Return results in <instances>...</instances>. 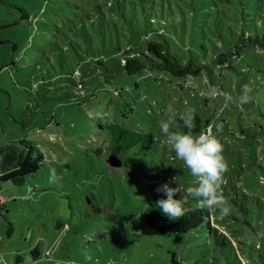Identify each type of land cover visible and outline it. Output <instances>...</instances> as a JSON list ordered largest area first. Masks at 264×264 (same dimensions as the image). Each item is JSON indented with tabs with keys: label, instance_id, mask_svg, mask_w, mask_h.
Segmentation results:
<instances>
[{
	"label": "rangeland",
	"instance_id": "rangeland-1",
	"mask_svg": "<svg viewBox=\"0 0 264 264\" xmlns=\"http://www.w3.org/2000/svg\"><path fill=\"white\" fill-rule=\"evenodd\" d=\"M247 4L264 11V0ZM104 5L105 0H0V145L24 139L45 157L25 184L0 185L8 200L7 212L0 213V256L20 255L23 263L15 264H264V224L256 214L251 224L215 218L210 230L162 236H135L124 224L140 213L146 193H158L173 177L177 185L171 186L186 199L187 189L197 186L161 132L169 112L192 109L194 136L202 128L213 131L228 164L221 187L232 183L264 199V75L258 72L264 69V49L255 56L244 53L239 74L217 70L216 76L185 79L151 70L116 74L121 56L106 51L102 64L96 61L110 39L116 40V26L126 36L130 31L120 19L109 18ZM150 16L138 8L132 20L142 27ZM152 17L161 20L154 8ZM199 22L196 30L205 25L203 18ZM147 27L167 29L155 20ZM192 33L189 25L187 44ZM177 37L182 42L179 31ZM78 71L86 87L81 94ZM244 85L251 101L242 106L209 95L215 87L237 100ZM170 131L187 129L178 118ZM110 156L124 164L121 175L110 172L105 163ZM49 168L59 177L55 183H49ZM89 196L108 214L77 220V207L84 211ZM66 197L74 210L62 231L54 224ZM35 246L56 250L51 258H34Z\"/></svg>",
	"mask_w": 264,
	"mask_h": 264
},
{
	"label": "trees",
	"instance_id": "trees-1",
	"mask_svg": "<svg viewBox=\"0 0 264 264\" xmlns=\"http://www.w3.org/2000/svg\"><path fill=\"white\" fill-rule=\"evenodd\" d=\"M247 3L249 0H105L104 7L107 9L105 12L108 17L114 20L118 18L125 23L124 27L130 31V36L123 34L122 30L119 32L116 26V40L110 39L106 44L108 47L100 53V60L96 63L102 64L101 60H104L107 51L112 52L114 57L121 56L114 65L116 74L123 71L128 75H141L142 72L151 70L184 79L206 74L216 76L217 70L219 75L228 70L239 74L244 53L254 52L255 56L264 49V11ZM138 8H141L143 13L147 10L151 15L147 20L142 21V27H136L132 20L137 15ZM152 8L161 15V20L152 17ZM105 12L101 13V17L107 19ZM257 16L261 18V22L256 20ZM201 18L204 19L205 25L199 26L200 30H196L197 26L195 28L194 26ZM152 20L159 22L163 27L166 26L167 29L162 27L148 29L147 24L151 25ZM189 25L192 26L193 33L188 37L187 44L184 34ZM140 30H144L145 35L142 36L143 31ZM178 31L184 37L182 42H179L177 37ZM123 36L127 37L126 41L123 40ZM82 61L78 66L83 64ZM258 72L264 75V69H258ZM75 76L79 77L76 86L81 94L86 87L79 71ZM259 82L262 84L261 80ZM44 165L45 157L34 142L22 139L0 145V185L9 182L21 186ZM121 166L120 171L110 169L109 166L108 168L112 174L121 175L124 164L122 163ZM1 191L0 186V213L4 214L7 212L8 200L3 198ZM219 192L226 198V205L232 207V211L229 210L227 216L221 217L218 209L196 208L197 202L190 197L185 206L191 210L185 216L171 220L156 206L158 199L166 198L163 193L158 192L152 196L146 193L140 213L124 224H130L132 234L135 236L185 234L202 229L204 226L210 230L215 218L224 224H251L249 218L253 214L258 215V223L264 224V199L260 196L250 197L232 183L223 185ZM175 198L181 197L176 195ZM65 199L69 208L68 217L72 218L73 204L69 198ZM85 206L84 211L82 206L77 207V220L84 216L88 217L89 214H104V216L108 214L106 207H100L93 201V196L86 197ZM65 219L67 218L56 216L54 227L62 231L66 228L68 230V225L64 223ZM111 220L115 221V218ZM215 229L218 232L217 228ZM6 234L8 237L12 234L10 224ZM54 250L45 248L41 251L35 246L31 253L34 258L41 254L44 258H51ZM0 260H3L4 264L24 261L20 255H15L12 260L0 256Z\"/></svg>",
	"mask_w": 264,
	"mask_h": 264
},
{
	"label": "clouds",
	"instance_id": "clouds-1",
	"mask_svg": "<svg viewBox=\"0 0 264 264\" xmlns=\"http://www.w3.org/2000/svg\"><path fill=\"white\" fill-rule=\"evenodd\" d=\"M241 94L237 100L232 96L220 92L217 88L209 89V95H223L226 102L237 103L239 106L251 101V89L244 85L241 88ZM183 123V134L170 131V126L174 125L177 119ZM193 110L188 109L185 113L176 114L169 112L166 120L161 121V132L167 137L166 144L171 147L175 153L176 159L182 161L189 169L190 174L196 178V187L187 189V197L194 199L196 208L201 210L218 209L221 217L229 214V208L226 198L219 192L224 182L223 175L228 171V164L223 156V147L217 140L211 129H201L198 135H193L196 128ZM49 183H55L59 177L54 168H49ZM176 184V177L157 187L156 191L163 193L166 198H160L156 201V206L161 209L162 214L171 220L179 219L185 216L191 209L186 207L187 199L180 192L179 187H172ZM177 185V184H176ZM177 193L182 194L180 199H176Z\"/></svg>",
	"mask_w": 264,
	"mask_h": 264
},
{
	"label": "water",
	"instance_id": "water-1",
	"mask_svg": "<svg viewBox=\"0 0 264 264\" xmlns=\"http://www.w3.org/2000/svg\"><path fill=\"white\" fill-rule=\"evenodd\" d=\"M105 163L109 166L110 169L113 168L118 171L121 170L122 163L120 159H115L110 156L106 158ZM58 215L64 218H68L69 216V208L67 205V200L65 198L60 199L59 207H58Z\"/></svg>",
	"mask_w": 264,
	"mask_h": 264
}]
</instances>
